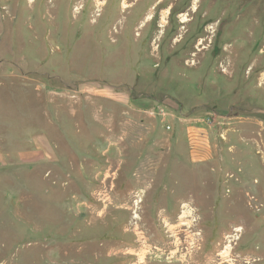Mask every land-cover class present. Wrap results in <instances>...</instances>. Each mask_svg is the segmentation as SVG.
<instances>
[{"label":"rangeland","instance_id":"1","mask_svg":"<svg viewBox=\"0 0 264 264\" xmlns=\"http://www.w3.org/2000/svg\"><path fill=\"white\" fill-rule=\"evenodd\" d=\"M78 1L0 0V55L6 48L27 55L22 65L35 73L47 72L39 78L57 83L63 101L79 88L83 92L76 96L85 101L92 87L113 84L147 103L141 107V120H155L159 131L162 124L149 112L164 108L171 126L164 133L170 143L165 142V150L138 159L160 166L144 200L142 221L149 229L155 227L156 221L147 213L164 204V193L171 199L166 204L172 214L169 235L162 239L169 243L171 264H264V0H166L153 24L145 28L135 26L156 0H139L130 9H122L121 0L94 1L103 4L98 15L96 9L91 11L90 0H82L83 9L74 16L72 7ZM180 13L189 16L185 25L179 23ZM174 22L176 28L169 29ZM154 24L159 34L150 46L146 33ZM209 26L213 32L207 31ZM28 78L38 77L29 74ZM80 83L85 85L78 87ZM206 117L211 118V127L202 126ZM190 126L203 127L208 140L200 160L189 154L186 130ZM71 158L65 157L58 173L59 182H68L61 195L69 190L85 197L93 187L92 162ZM90 158L95 167L101 166L103 159L97 153ZM81 162H85L82 177L76 168ZM68 165L71 168L63 167ZM12 173L15 183H20L23 173ZM163 179H168L165 188ZM20 197L13 189L5 200L0 198V219L11 229V237H0V245L6 244L12 259L23 264L43 246H50L52 237L45 239L28 230L31 224L26 226L19 216ZM142 197L139 192L137 198ZM186 209V218H180ZM83 211L61 216V225H68L69 217H84L88 224L84 232L72 234L79 226L74 224L70 233L60 235L61 255L82 244L85 261L77 264H114L117 256L111 250L131 239L117 235L113 226L105 240V226L110 224L89 219ZM120 222L121 226L124 220ZM233 235L238 238L224 253L227 237ZM101 239L106 247H100Z\"/></svg>","mask_w":264,"mask_h":264},{"label":"crops","instance_id":"2","mask_svg":"<svg viewBox=\"0 0 264 264\" xmlns=\"http://www.w3.org/2000/svg\"><path fill=\"white\" fill-rule=\"evenodd\" d=\"M94 1L98 0H90L91 11L95 7ZM102 1L103 4L107 2ZM124 1L120 2L122 9ZM138 1L127 2V8H133ZM159 1L156 0V3ZM175 1L178 3V0ZM152 7L146 9L148 12H144L142 20L135 28H145L147 24H153L146 21ZM174 14L176 17V13ZM173 28H176L175 22L169 25V29ZM166 33L167 30L161 34V39ZM158 34L157 24L148 28L146 39L150 46ZM110 37L112 39V35ZM171 40L172 38L170 42ZM6 49L7 52L0 55V113H3L0 117V198L5 200L6 195L14 189L21 195L18 215L25 221L26 226L31 224L28 230L38 232L45 239L52 237L50 246H43L42 250L23 264H37V260L38 264H77L85 261L82 255L85 247H81L82 244L74 251L71 250L72 252L63 255L60 252L61 234L70 233L74 224L79 226L76 225L72 234L86 231L84 228L88 224L84 217H69L66 226L60 222L61 216L79 209L90 214L89 219L99 218L105 224H110L105 226V240L108 238V231H113V226L117 228V235L122 234L131 239L114 251L111 250L117 256L114 264H171L168 255L169 243L162 239L169 235L172 214L171 208L166 204L171 202L169 196L161 194L164 204L158 209L153 206L152 211L147 213L156 221V224L153 223L155 227L149 229L142 221L144 200L154 185L160 166L145 163L144 160L139 162L138 159L141 156L154 155L156 150H165L166 143H170L171 139L164 133L163 127L159 126L162 131L157 129L155 120H141V107L147 103L141 102L139 97L130 96L124 88L107 83L102 84L103 88L92 87V94L85 96V101L76 96L83 92L80 88L70 95L69 100L63 101L57 83L52 82L53 80L51 84L45 83L39 78L48 74L47 72L28 71L26 64L22 65V61L27 60V55L23 56L21 52L16 55L9 48ZM29 74L38 78L29 79ZM77 85L82 87L85 84ZM104 88L110 93L105 92ZM27 110L30 111V117L24 120ZM13 115V122L8 123ZM145 143L149 146L145 147ZM93 153L103 159L101 166L95 167L93 164L90 158ZM65 157H73L71 159L74 161L86 157L92 162L90 171H94L93 187L85 197L71 194L69 190L65 192V196L61 195V187L64 189L68 185V182L58 180L61 162ZM76 157L78 158L75 159ZM83 166L85 162L76 167L81 177L84 174ZM63 167L71 168V165ZM14 171L23 173L20 183H15L17 179L12 173ZM164 173L166 174V170ZM167 177L170 180L169 174ZM161 179L162 176L160 181ZM167 181L168 179H163L162 188L166 187ZM139 192L142 199L137 198ZM106 195L109 197H105ZM105 199L108 201L104 203ZM133 211L138 214L136 221L132 217ZM122 219L124 222L120 226ZM8 226L5 219H0V237H11ZM104 239L99 244L101 248L106 247ZM5 247L6 244L0 245V264H18L12 259L11 250ZM104 254L108 257L107 249Z\"/></svg>","mask_w":264,"mask_h":264},{"label":"built area","instance_id":"3","mask_svg":"<svg viewBox=\"0 0 264 264\" xmlns=\"http://www.w3.org/2000/svg\"><path fill=\"white\" fill-rule=\"evenodd\" d=\"M102 5H95L96 11H95V15L99 14V8ZM83 9V3L82 0L78 1L75 5H73L72 7V12L74 13V16L77 15L78 13H80ZM151 115H154L156 117H158L160 123L162 124L163 129H165L166 131L171 130V126L169 124V122L167 121V112L165 111L164 108L162 107H156L153 111L149 112ZM211 118L210 117H206L205 119H203L201 121V124L203 127H211ZM203 127H194V126H190L187 128L186 130V140H187V144H188V149H189V154L192 157V159H201L203 157V155L206 154L207 148H208V140L207 138H205L203 136L204 133H202V128ZM220 138L223 139V136L220 135ZM105 197H109L108 195H106ZM108 201V199L104 200V203ZM137 201H135V204H137ZM137 209V205H135V210ZM132 217L133 219L136 221L138 219V214L136 213V211L132 212Z\"/></svg>","mask_w":264,"mask_h":264},{"label":"bare ground","instance_id":"4","mask_svg":"<svg viewBox=\"0 0 264 264\" xmlns=\"http://www.w3.org/2000/svg\"><path fill=\"white\" fill-rule=\"evenodd\" d=\"M128 2V1H127ZM127 2H126V0L122 3V7L125 9V8H127L128 7V5H127ZM166 2V0H160L158 3H156V5L154 6V7H152V11L147 15V17H146V21L148 20V21H153L154 19H156V15H157V10L160 8V6L162 5V4H164ZM96 3V2H95ZM195 3V2H194ZM98 4V3H97ZM177 18H179V23L182 25V24H184L185 25V23H188L190 20H189V16H188V14H186V13H180V14H178V16H177ZM163 27V25L161 26V28ZM212 30V32L214 31V28L212 27V26H209L208 28H207V31H211ZM216 30V29H215ZM211 32V33H212ZM202 42V41H201ZM184 208V207H183ZM189 210L188 209H186V210H183L182 211V216L180 217V218H186V216H187V213H189L188 212ZM239 229H237L236 230V232L238 231ZM229 240H228V245L225 247V250L226 251H224V253H228V251H230V250H232V246L230 245L231 244V241L233 240H236L237 238H238V235H233V236H228L227 237Z\"/></svg>","mask_w":264,"mask_h":264}]
</instances>
